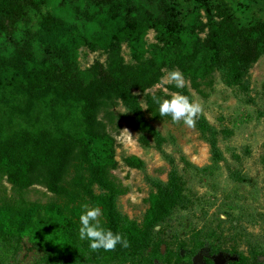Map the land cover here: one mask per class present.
<instances>
[{
  "label": "trees",
  "instance_id": "trees-1",
  "mask_svg": "<svg viewBox=\"0 0 264 264\" xmlns=\"http://www.w3.org/2000/svg\"><path fill=\"white\" fill-rule=\"evenodd\" d=\"M193 3L187 17L176 0H0V35L14 29L29 11L46 9L37 18L38 30L33 36L42 47L41 56L30 40L9 56L0 53V174L20 189L43 184L57 196L83 197L87 203L99 205L101 224L125 234L129 247L93 252L86 240L79 239L78 224L48 227L35 203L0 206L1 239L17 247L28 243L44 252L52 264H99L105 259L112 264H264L255 254L246 256L237 250L221 262V249L201 232L190 248L161 250L165 243L157 228L176 210L194 205L195 194L184 172L213 175L225 164L233 181L249 180L240 169L227 164L220 146L223 132L202 114L196 127L209 146L210 163L198 166L184 155L178 161L165 149L168 137L148 121L132 92L152 85L158 65L172 63L180 55L194 57L197 51L198 66H209L227 86L238 87L250 98V69L264 56V21L243 24L219 1ZM149 31L157 39L148 50L152 58L145 57ZM205 31L201 40L198 33ZM125 44L132 48L135 64L124 63ZM82 48L107 52V64L97 62L82 71L78 63ZM171 89L192 97L186 87L173 85ZM111 98L119 99L125 121L149 135L170 166L166 180L147 176L155 192L141 223L120 210V190L109 177V170L117 166L115 140L101 129L99 111ZM259 113L264 118V108ZM73 159L78 166L68 186L65 176ZM128 161L145 171L143 161ZM261 165L264 184V152Z\"/></svg>",
  "mask_w": 264,
  "mask_h": 264
},
{
  "label": "rangeland",
  "instance_id": "rangeland-1",
  "mask_svg": "<svg viewBox=\"0 0 264 264\" xmlns=\"http://www.w3.org/2000/svg\"><path fill=\"white\" fill-rule=\"evenodd\" d=\"M182 15L190 16L193 0H176ZM234 13L239 22L248 24L255 20L264 21V0H214ZM29 11L16 23L14 29L0 35V53L9 56L18 45L30 40L32 49L41 56L42 47L33 38L38 30L37 18L45 13ZM203 12H201L202 16ZM204 22L205 19H202ZM205 32L198 37L204 40ZM191 37L188 39H192ZM196 39V38H195ZM145 57L151 45L157 43L154 31L146 35ZM190 45V42H189ZM188 46V45H187ZM195 49L193 50L194 53ZM132 48L127 44L122 47L124 63L132 65L136 61ZM182 55H180L181 57ZM175 58L172 63L158 65L154 72L153 83L142 89L136 87L133 94L138 98L146 112L148 121L169 141L165 144L167 152L179 161L184 155L188 161L198 166L210 163V149L202 139L196 125L188 128L183 123H172L170 117H160L153 96H168L174 91V84L166 85L167 91L155 87L160 78L170 70H179L185 79L187 91L198 100L204 115L211 124L223 132L220 146L227 164L240 169L249 178L248 181L235 182L225 164L213 175H200L184 172L187 185L195 194L194 205L187 210H176L173 216L157 228V234L164 240L162 252L169 247L178 251L179 247L190 248L195 235L211 237L221 249V262L237 250L246 256L255 254L264 261V184L261 156L264 152V118L260 108H264V56H261L250 69L251 89L248 98L238 87L227 86L220 74L194 57ZM109 55L105 51L92 52L80 49L78 63L82 71L94 67L97 62L106 65ZM187 60L190 64H185ZM125 108L117 98L108 99L99 111L102 130L115 140V158L117 166L109 170L110 179L120 190L119 208L129 218L141 223L150 205V197L155 189L147 182V176L167 179L170 166L155 148L154 140L147 134L131 127L124 118ZM228 131H231V133ZM174 140V143L171 141ZM134 158L144 162L145 171L129 164ZM78 160L73 159L65 176V184L70 186L75 178ZM35 203L41 207L40 217L48 227L63 225L67 222L79 225L78 217L81 205L88 204L85 198L70 199L51 193L43 184H34L20 189L12 185L7 175L0 174V206H23ZM102 223V217H98ZM182 254L185 249H182ZM0 264H52L48 256L31 248L28 243L14 246L0 238ZM99 264H112L105 259Z\"/></svg>",
  "mask_w": 264,
  "mask_h": 264
},
{
  "label": "clouds",
  "instance_id": "clouds-1",
  "mask_svg": "<svg viewBox=\"0 0 264 264\" xmlns=\"http://www.w3.org/2000/svg\"><path fill=\"white\" fill-rule=\"evenodd\" d=\"M174 84L176 89L183 88L185 79L179 70H170L165 76L160 78L155 85L167 91L166 85ZM153 101L157 105L160 117H170L172 123H183L188 128H193L196 121L203 112L201 103L182 92H173L168 96H153ZM82 211L79 214L78 237L81 241H87V247L95 252L103 250L105 252L129 247V240L125 234L113 231L104 227L98 217L102 215L99 205H81Z\"/></svg>",
  "mask_w": 264,
  "mask_h": 264
}]
</instances>
